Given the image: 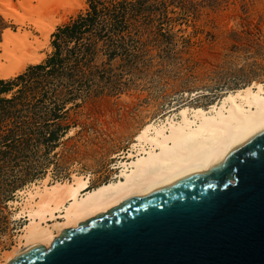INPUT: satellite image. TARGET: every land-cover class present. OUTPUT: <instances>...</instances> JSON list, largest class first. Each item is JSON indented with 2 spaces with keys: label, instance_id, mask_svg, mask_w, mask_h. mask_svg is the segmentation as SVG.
Listing matches in <instances>:
<instances>
[{
  "label": "rangeland",
  "instance_id": "374dc122",
  "mask_svg": "<svg viewBox=\"0 0 264 264\" xmlns=\"http://www.w3.org/2000/svg\"><path fill=\"white\" fill-rule=\"evenodd\" d=\"M40 1L13 0L12 11L34 33L30 18L37 16ZM88 6L87 0L76 4L58 26ZM168 10V34L147 41L145 52L123 76L122 89L105 88L84 100L67 101L55 123L41 127L56 130V137L0 152V256L16 244L23 225V219L12 218L7 203L16 189L48 171L55 179L72 171L91 174L92 186L107 181L114 172L113 155L127 149L148 120L188 104L207 106L226 89L264 82V0H190L186 7L169 5ZM17 26L0 12V39L5 27ZM51 41L52 34L42 48L44 59L53 50ZM121 62L113 61L117 72Z\"/></svg>",
  "mask_w": 264,
  "mask_h": 264
},
{
  "label": "bare ground",
  "instance_id": "6f19581e",
  "mask_svg": "<svg viewBox=\"0 0 264 264\" xmlns=\"http://www.w3.org/2000/svg\"><path fill=\"white\" fill-rule=\"evenodd\" d=\"M78 1L41 0L37 16L30 18L39 33L35 34L27 20L12 11L13 0H0V12L18 25L2 31L0 79L16 76L43 60L42 48L50 43L52 32L76 4L85 3ZM263 131L262 81L226 89L207 106L188 104L165 111L148 120L127 149L113 155L116 162L109 180L92 186L91 174L72 171L67 178L55 179L48 171L16 189L7 203L12 218L23 219V225L17 229L16 244L2 252L0 264H14L31 248H48L55 238L91 219L192 175L211 172L232 151Z\"/></svg>",
  "mask_w": 264,
  "mask_h": 264
},
{
  "label": "water",
  "instance_id": "95a60500",
  "mask_svg": "<svg viewBox=\"0 0 264 264\" xmlns=\"http://www.w3.org/2000/svg\"><path fill=\"white\" fill-rule=\"evenodd\" d=\"M14 264H264V131L192 175Z\"/></svg>",
  "mask_w": 264,
  "mask_h": 264
},
{
  "label": "trees",
  "instance_id": "16d2710c",
  "mask_svg": "<svg viewBox=\"0 0 264 264\" xmlns=\"http://www.w3.org/2000/svg\"><path fill=\"white\" fill-rule=\"evenodd\" d=\"M87 2L85 12L52 33L53 50L43 61L0 79L1 153L33 139L56 137V130L41 127L52 126L67 101L84 100L105 88L122 89L123 76L145 52L147 41L168 34L169 5L186 7L190 0ZM117 58L122 60L119 72L113 65Z\"/></svg>",
  "mask_w": 264,
  "mask_h": 264
}]
</instances>
